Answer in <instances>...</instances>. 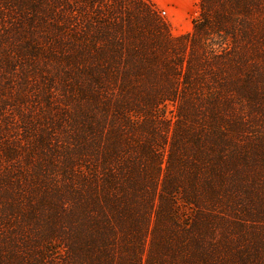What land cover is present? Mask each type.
I'll list each match as a JSON object with an SVG mask.
<instances>
[{"label":"trees","instance_id":"trees-1","mask_svg":"<svg viewBox=\"0 0 264 264\" xmlns=\"http://www.w3.org/2000/svg\"><path fill=\"white\" fill-rule=\"evenodd\" d=\"M262 70L264 0H198L177 36L148 0H0L2 185L31 165L54 195L12 252L264 264Z\"/></svg>","mask_w":264,"mask_h":264},{"label":"rangeland","instance_id":"rangeland-1","mask_svg":"<svg viewBox=\"0 0 264 264\" xmlns=\"http://www.w3.org/2000/svg\"><path fill=\"white\" fill-rule=\"evenodd\" d=\"M148 1L153 4L155 14L166 23L173 36L191 31L192 20L198 15V0ZM51 67H53L54 70H62V67L59 65L51 64ZM260 120L264 121V116H260ZM27 148L28 147L23 148L24 154H26ZM30 166L31 165H28L27 167L24 166L23 171L20 172L21 176L23 175V178L21 182H15V184L18 185L16 192L14 189L13 191H10V182H7V186L2 185L5 180L0 176V202H4L10 206H15L18 202L23 208L20 209L19 207L16 209L20 218L13 219V217H11L12 225L14 227L9 226L8 228H0V264H25L21 263L12 252L14 246L11 245L13 244L11 240L13 238H22L23 240H26L27 235L28 237L32 235L33 227L36 226L34 223L35 220L33 219L35 215L33 214H39L44 199H53L52 197L54 196H52L49 188L43 184L40 177L36 175L39 171ZM14 192L19 194V199L15 196ZM260 237L264 240V229L261 231ZM33 240L35 243L39 244L37 237H34Z\"/></svg>","mask_w":264,"mask_h":264},{"label":"built area","instance_id":"built-area-1","mask_svg":"<svg viewBox=\"0 0 264 264\" xmlns=\"http://www.w3.org/2000/svg\"><path fill=\"white\" fill-rule=\"evenodd\" d=\"M164 13V12H163Z\"/></svg>","mask_w":264,"mask_h":264}]
</instances>
